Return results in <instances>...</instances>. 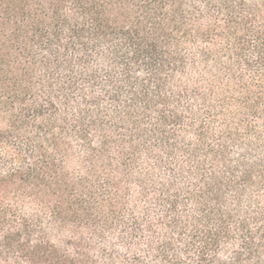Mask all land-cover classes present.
<instances>
[{"label": "trees", "instance_id": "obj_1", "mask_svg": "<svg viewBox=\"0 0 264 264\" xmlns=\"http://www.w3.org/2000/svg\"><path fill=\"white\" fill-rule=\"evenodd\" d=\"M0 264H264V0H0Z\"/></svg>", "mask_w": 264, "mask_h": 264}]
</instances>
